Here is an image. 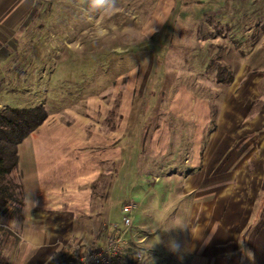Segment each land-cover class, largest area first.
Instances as JSON below:
<instances>
[{"label": "rangeland", "instance_id": "rangeland-1", "mask_svg": "<svg viewBox=\"0 0 264 264\" xmlns=\"http://www.w3.org/2000/svg\"><path fill=\"white\" fill-rule=\"evenodd\" d=\"M32 6L21 39L31 63L26 68L31 96L42 99L52 119L57 115L67 119L90 110V123L97 130L118 133L126 118L135 128L127 137L122 196L126 188L130 193L137 181L145 185L148 181L133 177L141 157L145 162L172 157L175 165L188 169L183 161L192 155L193 141L200 132L207 140L201 147L203 154H212L208 141L214 138L215 124L228 108H238L241 113L250 109V118L257 117L258 124L263 120L264 0H108L107 11L93 9L91 0H35ZM219 68L225 71L224 79L232 76L230 85L217 83ZM26 105L20 97L8 107L22 109ZM157 108H169L178 116L159 115L151 131V125L141 130ZM136 131L140 137L133 138ZM150 166L147 164L148 171ZM161 177L160 182L151 183L155 193L165 189L167 193L175 186L170 200L167 196L168 200L156 201L163 211L167 203L178 198L180 185L167 179V173ZM153 195L139 207L133 199L122 206L136 205L135 226L146 225L152 232L157 226V235H166L176 207L168 213L149 212L157 223L152 225L144 209ZM121 203L118 201L113 211L118 226ZM21 214L12 201L0 202V264H10L16 243L11 237V222ZM173 217L175 220L179 215ZM134 234L132 225L124 232L126 244ZM141 250L143 258L138 264H151L154 254Z\"/></svg>", "mask_w": 264, "mask_h": 264}, {"label": "crops", "instance_id": "crops-1", "mask_svg": "<svg viewBox=\"0 0 264 264\" xmlns=\"http://www.w3.org/2000/svg\"><path fill=\"white\" fill-rule=\"evenodd\" d=\"M34 2L0 0V111L20 97L29 104L24 108L43 106L41 98L31 96L26 69L31 63L21 41ZM170 114L169 108H157L141 130L151 125V131L155 117ZM250 114V109L241 113L230 107L220 115L214 138L208 141L212 154H203L201 147L207 140L200 132L192 155L183 161L188 169L175 165L172 157L146 162L141 157L133 177L148 181L146 185L137 181L131 194L128 188L123 191L124 196L121 180L127 175V137L135 129L130 119L123 114L124 126L112 134L90 123V110L67 119L48 115L18 147V168L9 178L16 187L12 202L22 213L11 222L16 243L10 264H48L56 258L68 259L76 247L83 252L102 248L118 226L113 219L116 203L121 201L122 206L133 199L139 207L153 194L144 209L152 225L157 223L149 212L168 213L176 207V213L170 214L162 236L157 235V226L154 234L146 225L135 226L134 216L131 243L140 257L132 264L143 258L141 249L154 254L151 264L162 260L165 264H264V117L258 124ZM137 136L136 131L133 138ZM166 143L170 146L171 140ZM163 173L180 186L178 198L161 211L156 201L168 200L167 196L170 200L175 189L172 186L167 193L150 189ZM174 215L179 217L174 220Z\"/></svg>", "mask_w": 264, "mask_h": 264}, {"label": "trees", "instance_id": "trees-1", "mask_svg": "<svg viewBox=\"0 0 264 264\" xmlns=\"http://www.w3.org/2000/svg\"><path fill=\"white\" fill-rule=\"evenodd\" d=\"M222 68L217 72V83L230 85L232 76H226ZM48 119V114L43 106L31 108H7L0 111V202L4 204L13 201V192L10 176L18 168V147ZM9 197V198H6ZM126 263L132 264L136 256L133 244H128L125 250ZM67 261L75 264L73 256L66 260L56 258L48 264H65Z\"/></svg>", "mask_w": 264, "mask_h": 264}, {"label": "built area", "instance_id": "built-area-1", "mask_svg": "<svg viewBox=\"0 0 264 264\" xmlns=\"http://www.w3.org/2000/svg\"><path fill=\"white\" fill-rule=\"evenodd\" d=\"M135 204L124 205L121 208V222L115 226L114 233L106 237L102 248L83 252L79 247L74 248L73 260L75 264H123L126 261L124 232L130 230L133 225V213ZM120 232H123L120 234ZM115 234V235H114ZM140 257V256H139ZM136 256V258H139Z\"/></svg>", "mask_w": 264, "mask_h": 264}, {"label": "clouds", "instance_id": "clouds-1", "mask_svg": "<svg viewBox=\"0 0 264 264\" xmlns=\"http://www.w3.org/2000/svg\"><path fill=\"white\" fill-rule=\"evenodd\" d=\"M91 7L93 9H98L100 11H107L108 10V0H91ZM111 7L115 13V5L113 4Z\"/></svg>", "mask_w": 264, "mask_h": 264}]
</instances>
